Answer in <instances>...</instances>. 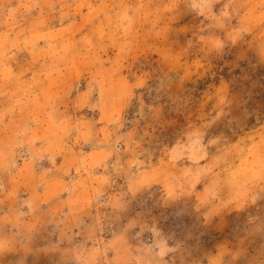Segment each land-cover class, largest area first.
Listing matches in <instances>:
<instances>
[{
	"label": "rangeland",
	"instance_id": "1",
	"mask_svg": "<svg viewBox=\"0 0 264 264\" xmlns=\"http://www.w3.org/2000/svg\"><path fill=\"white\" fill-rule=\"evenodd\" d=\"M202 263L264 264V0H0V264Z\"/></svg>",
	"mask_w": 264,
	"mask_h": 264
},
{
	"label": "crops",
	"instance_id": "2",
	"mask_svg": "<svg viewBox=\"0 0 264 264\" xmlns=\"http://www.w3.org/2000/svg\"><path fill=\"white\" fill-rule=\"evenodd\" d=\"M39 170L41 171V173H44L43 170H41V169H39ZM49 170L52 171L51 176H49V178H48L49 186L47 185L44 189H42V191H40L41 194H50L49 197H53V196H56L58 193H61V192H63V193L65 191L69 192L70 189H68V188L71 187V182L67 178L65 173H61L60 171H56L53 169V167H50V168L48 167L44 171L46 172ZM40 171H38V172H40ZM37 174L30 173L28 170L23 171V182H25L24 180L28 181L30 178H34V181H30L29 184H31V185L38 184ZM95 181L97 183H95L94 187H98L101 183H104V181H102L101 176L96 177ZM54 187H55V189H54ZM49 197H46V198H49ZM165 252H168V251H165Z\"/></svg>",
	"mask_w": 264,
	"mask_h": 264
}]
</instances>
